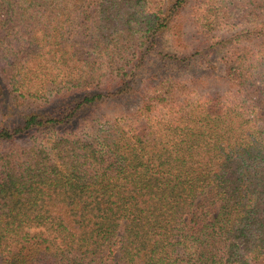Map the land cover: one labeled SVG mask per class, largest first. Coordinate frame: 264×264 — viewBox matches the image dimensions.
<instances>
[{
    "label": "trees",
    "instance_id": "trees-1",
    "mask_svg": "<svg viewBox=\"0 0 264 264\" xmlns=\"http://www.w3.org/2000/svg\"><path fill=\"white\" fill-rule=\"evenodd\" d=\"M189 2L0 0V264H264V0Z\"/></svg>",
    "mask_w": 264,
    "mask_h": 264
},
{
    "label": "rangeland",
    "instance_id": "rangeland-1",
    "mask_svg": "<svg viewBox=\"0 0 264 264\" xmlns=\"http://www.w3.org/2000/svg\"><path fill=\"white\" fill-rule=\"evenodd\" d=\"M207 1L210 2V4H216L218 6L221 7H226L227 3L231 2V3H236L239 2L241 5L247 4L253 2L254 0H190L189 4L186 5V7L184 8L182 14H180V24H178V27L182 29V31H185V40L187 42H191L192 40V36H197V33L199 32V28L197 27V23H196V19L198 16V11L197 8L202 4V2ZM206 16V15H205ZM237 18V15H235ZM207 17V16H206ZM212 15L211 13L208 14V19H211ZM243 27H237V29H241ZM223 30H219L217 32H215L216 35H222L223 34ZM168 37V36H167ZM185 42V41H184ZM186 42V43H187ZM189 50V47H188ZM119 64V63H118ZM147 83L149 85H151L152 90H154V85L151 84V81L149 80V82L147 81ZM72 94H68V98L69 99H73L74 97H72ZM72 97V98H70ZM62 98V94H59V96H55L52 98V102H56V100L61 99ZM132 104V99L126 98L124 100H122L119 103V108H128V105ZM115 104H101V105H95L94 107H92L88 112H85L84 115L85 116H90V117H98V116H103V115H108V116H114L116 113H118L116 111V106H114ZM120 110V109H119ZM0 148H2V145H0Z\"/></svg>",
    "mask_w": 264,
    "mask_h": 264
}]
</instances>
